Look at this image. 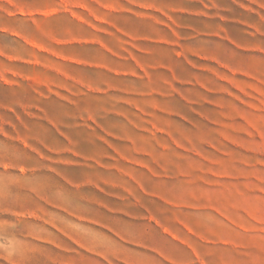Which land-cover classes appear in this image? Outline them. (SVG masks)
Listing matches in <instances>:
<instances>
[{"label": "rangeland", "instance_id": "1", "mask_svg": "<svg viewBox=\"0 0 264 264\" xmlns=\"http://www.w3.org/2000/svg\"><path fill=\"white\" fill-rule=\"evenodd\" d=\"M0 264H264V0H0Z\"/></svg>", "mask_w": 264, "mask_h": 264}]
</instances>
